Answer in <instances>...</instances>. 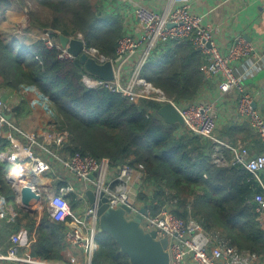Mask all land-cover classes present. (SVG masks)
<instances>
[{
    "label": "trees",
    "instance_id": "16d2710c",
    "mask_svg": "<svg viewBox=\"0 0 264 264\" xmlns=\"http://www.w3.org/2000/svg\"><path fill=\"white\" fill-rule=\"evenodd\" d=\"M28 2L50 12L51 19L46 23L33 12L30 20L53 41L58 42L61 34L69 37L80 33L89 47L108 59L114 57L123 33L121 18L107 13L102 4L93 9L87 0H20L23 5ZM8 4L0 0V11ZM58 54V49L45 46L44 39L28 46L17 41L10 45L0 35V85L33 86L48 97L56 111L57 129L67 132L65 150L69 155L107 158L114 166L141 164L145 172L143 184L155 189L159 204L176 199L174 215L186 218L190 214L205 231L217 233L237 250L264 256V227L253 203L259 189L241 165L213 163L216 148L225 162L229 161L225 147L183 132L178 124L165 123L157 113L160 103L142 99L133 104L107 89L86 88L81 82L86 72L83 65L76 58L59 59ZM203 62V56L189 41L168 42L153 51L142 77L179 105L191 101L205 81L200 71ZM11 114L13 120L21 117L19 109L11 110ZM7 129L5 126L3 132ZM224 134V144H236L232 132L224 128L215 138ZM7 145L6 136L0 135V152ZM5 168L0 161V196L14 204L13 191L4 179ZM67 199L75 210V196ZM138 200L144 202L146 197L140 194ZM260 219L264 221V215ZM28 223L30 229L35 226L33 220ZM62 233V226L50 222L45 215L36 228L30 256L62 260L66 246ZM96 242L99 247L91 264H129L108 235L97 234Z\"/></svg>",
    "mask_w": 264,
    "mask_h": 264
},
{
    "label": "built area",
    "instance_id": "2783aa9c",
    "mask_svg": "<svg viewBox=\"0 0 264 264\" xmlns=\"http://www.w3.org/2000/svg\"><path fill=\"white\" fill-rule=\"evenodd\" d=\"M162 12L144 5L136 6L134 14L141 25L140 35L122 33L118 39L115 55L108 59L97 49L89 47L80 33L69 36L83 42L82 53L94 59L98 64L107 61L111 63L113 78L103 80L88 72L81 77L82 84L88 89L104 88L118 93L131 103L137 104L146 99L164 105L171 103L183 119V129L201 139L211 140L222 145L229 152V161L225 162L218 151L213 156V162L226 165H241L256 183L259 192L253 196L254 211L258 219L264 215V152L251 154L249 150L236 143L228 145L214 138L217 128V114L213 103H193L186 107L176 104L165 93L142 77V70L149 57L159 45L189 41L193 48L200 52L204 62L200 67L205 80L216 81L220 95H233L236 101V113L244 119L261 143H264V115L254 106L253 98L244 86V77L238 73L235 64L243 59L255 57L253 45L242 35L233 37L229 46L221 52L215 42L216 29L192 12L193 0H166ZM44 44L48 49L59 50V59H74L61 48L59 42L46 36ZM48 101V97L42 98ZM10 107L0 93V126L5 125L8 146L0 152V161L6 164L4 179L10 185L14 199L20 202L21 188L31 183L35 177H40L49 171L51 162L57 163L61 170L72 177L74 185L61 186L55 193L38 194L47 197L46 210L48 219L54 224L63 226L64 242L83 252L82 264H91L96 248L98 218L90 206L85 193L90 191L98 200L99 193L106 199L110 208L126 206L129 211L125 216L133 219L140 214V209L146 206L141 224L146 232H154L157 240L166 239V251L169 256L168 264H264V256L247 251H239L230 246L217 233L205 231L195 219L188 214L186 218L174 215L176 199L159 204L154 196L155 189L144 186V167L141 164L130 166L124 163L114 166L109 159H95L89 155L75 153L61 156L60 148L66 143L62 133L46 134V141L53 142L55 149H49L33 135L24 134L26 143L21 142L12 132L15 126L5 119ZM54 117V115L52 116ZM57 119V117H56ZM17 132V131H16ZM40 153L35 154L36 147ZM19 167V175L11 177L14 167ZM75 195L77 201L74 212L68 202L69 195ZM143 194L146 201H139ZM154 208L157 209L154 212ZM81 212H78L80 211ZM14 218L10 207H0V221ZM0 262L13 264H65L42 260L21 250L20 237L12 235L10 245L5 253H0ZM70 264H75L73 258Z\"/></svg>",
    "mask_w": 264,
    "mask_h": 264
},
{
    "label": "crops",
    "instance_id": "0c3cea01",
    "mask_svg": "<svg viewBox=\"0 0 264 264\" xmlns=\"http://www.w3.org/2000/svg\"><path fill=\"white\" fill-rule=\"evenodd\" d=\"M7 1L9 3L7 9L0 11V35L3 41L10 45L12 41H17L28 46L44 39L46 32L44 29L37 25H29L31 12H28V5L21 4L20 0ZM103 2V9L107 13L121 18L122 32L135 36L141 34V25L134 14L136 6L144 5L162 12L167 3L166 0H103ZM105 4L106 6H104ZM191 10L204 24L211 25L216 29L215 42L221 52L225 51L236 35H242L253 45L256 56L240 60L235 64V68L244 77V86L253 98V106L264 115V0H193ZM33 13L36 18L42 19L43 16L39 15L42 14V9L37 8ZM0 93L5 103L10 107V112L7 115H11L8 121L16 128L17 132H12L14 136L26 143L24 134L33 135L37 142L41 143L40 145L55 149V144L46 141L45 135L64 134V132H60L56 127L57 115L51 101L49 99L47 102L44 101L42 98L45 95L33 86L20 85L15 88L0 85ZM193 103H213L217 114L216 134L223 128L230 130L236 138V143L246 147L250 153H260V148L264 143L257 139L248 123L237 115L234 96L220 95L214 79L205 80L191 101H183L179 105L186 107ZM14 109H19L21 114L17 120L15 118L13 120L11 114V110ZM53 115L54 117H52ZM3 129H5V125L0 126V135L7 138L9 130L7 129L5 133ZM216 134H214V138ZM222 136L217 139L219 142L226 140V135ZM65 144L59 150L62 157L69 155L65 150ZM260 144L261 147L258 148ZM215 151L221 154L218 148ZM34 153L36 155L40 153L39 146L36 147ZM30 182L28 184H31L32 191L38 194L55 193L67 183L74 185L76 189L80 188L73 182L72 177L64 173L55 162H51L48 172L40 177H35ZM40 202L39 200L32 207L25 208L21 202H16L15 199L12 204L0 196V207H10L14 212L12 220L0 221V253H5L10 245V237L14 234L20 237L22 252L30 255V247L37 238L36 228L40 220L48 215L47 210L43 216L38 213ZM73 211L77 212L76 209ZM30 220L35 221V226L32 229L29 228ZM71 258L75 260V264H82L83 252L66 244L62 252V260L51 262L70 264ZM0 264L13 263L0 262Z\"/></svg>",
    "mask_w": 264,
    "mask_h": 264
},
{
    "label": "water",
    "instance_id": "95a60500",
    "mask_svg": "<svg viewBox=\"0 0 264 264\" xmlns=\"http://www.w3.org/2000/svg\"><path fill=\"white\" fill-rule=\"evenodd\" d=\"M58 42L61 48H66L74 58L78 59L86 72L103 80L113 78L112 66L109 61L98 64L94 59L82 53L83 42L78 39H70L68 36L59 35ZM158 115L165 123L183 126V119L177 109L171 104L162 105ZM11 115H5L10 120ZM87 201L95 210L98 218L97 234L108 235L118 246L120 253L125 255L129 264H168L169 256L166 251V239L157 240L154 232L144 231L141 220L145 214L146 206L140 209V214L133 218H126L129 211L126 206L110 208L106 205V199L99 193L98 200L92 192L85 193ZM40 200V196L32 191L31 184L24 185L20 190V202L27 208L32 207Z\"/></svg>",
    "mask_w": 264,
    "mask_h": 264
},
{
    "label": "rangeland",
    "instance_id": "374dc122",
    "mask_svg": "<svg viewBox=\"0 0 264 264\" xmlns=\"http://www.w3.org/2000/svg\"><path fill=\"white\" fill-rule=\"evenodd\" d=\"M88 1V3L93 7V9H95L96 7H97V5L98 4H102V2H103V0H87ZM104 1H106V0H104ZM103 4H104V2H103ZM28 12H35L36 11V8L34 9V7L32 6L33 4H31L30 2H28ZM104 6H106V4L104 5ZM102 8V7H101ZM38 9H40V8H38ZM39 11V10H38ZM39 15H42L43 17H42V19L41 20H44L45 21V23L47 22L46 20L47 19H51V16H50V12L48 11V9H42V14H39ZM29 18H31V16H29ZM33 21V20H32ZM31 20H30V22H29V25H31V26H35V25H33ZM45 37L46 36H48V34L45 32ZM129 101V100H128ZM130 102V101H129ZM181 131H183V132H186L184 129H182ZM188 133V132H187ZM64 136H66V139H68V135H67V132H64V134H63ZM214 163V162H213ZM216 165H226V163L225 162H223V163H220V164H217V163H215ZM185 194V196H188L187 195V193H184ZM40 209H39V214H41L42 216L46 213V205H47V197H45V196H41V199H40ZM78 212H81V210L80 211H78ZM41 216V217H42ZM260 221V224L262 225V227H264V221H262L261 219H259ZM98 247H99V245L96 243V248H95V251H97V249H98Z\"/></svg>",
    "mask_w": 264,
    "mask_h": 264
},
{
    "label": "bare ground",
    "instance_id": "6f19581e",
    "mask_svg": "<svg viewBox=\"0 0 264 264\" xmlns=\"http://www.w3.org/2000/svg\"><path fill=\"white\" fill-rule=\"evenodd\" d=\"M19 167L18 166H15L14 167V170H13V172H12V175H11V177L13 176V177H17L18 175H19Z\"/></svg>",
    "mask_w": 264,
    "mask_h": 264
}]
</instances>
